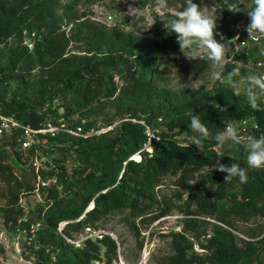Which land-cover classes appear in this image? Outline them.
I'll use <instances>...</instances> for the list:
<instances>
[{"label": "trees", "instance_id": "16d2710c", "mask_svg": "<svg viewBox=\"0 0 264 264\" xmlns=\"http://www.w3.org/2000/svg\"><path fill=\"white\" fill-rule=\"evenodd\" d=\"M226 1L233 5L237 0ZM79 2L0 0V114L32 130L57 127L62 121L68 129L79 127L85 135L89 123L82 119L109 101L116 91L129 100L145 96L146 105L127 106L120 114L127 120L109 139L105 134L76 137L59 131L36 136L50 146H36L42 153L56 146L59 152L72 153L76 163L69 176L55 160L51 161L55 168L39 170L38 174L30 172L33 178L54 181L50 188L39 186V190L46 191L49 205L45 209L37 206L23 213L18 198L34 188L14 176L13 170L26 171L18 163L20 152L14 149L15 143H9L14 149L11 154L0 148L2 225L15 232L40 222L28 248H35L33 253L44 263L93 264L103 260L109 264L115 259L116 245L108 236L87 238L76 248L64 238L113 212L141 211L153 202L152 187L166 174L179 172L187 178L208 168L192 186L176 182L183 192H175V198L184 197L182 206L187 218L182 223L183 232L171 236L167 264H264V167H248L247 140L221 146L214 139L225 125L244 121L250 122L247 137L264 136L263 96L258 108L253 109L243 94L235 96L232 89L217 87L212 93L190 94L185 108L171 106V97L158 88L163 81L160 67L166 64L165 57L172 47L130 32H105L92 24H80L67 35L63 27ZM72 39L82 44L84 54L66 56ZM256 40L252 62L264 65V38ZM190 64L194 75L210 69L204 59L191 60ZM32 70L36 75L31 76ZM193 115L199 116L211 135L199 137V147L193 142L180 145L177 137L193 140L198 136L188 127ZM71 116L77 119L65 122ZM141 119L145 126L157 119L163 123L164 130L152 136L156 140L147 138L144 126L138 123ZM12 136L19 139L18 133ZM147 142L152 145L150 153L142 149ZM34 147L26 151L31 154ZM134 155L138 160H133ZM218 161L245 168L248 182L242 184L238 178L225 182L227 174L215 169ZM197 218L213 221L204 242H199L194 233ZM239 223L253 226L243 232L248 240L236 234ZM187 232L192 241L186 237ZM194 245L203 251L202 255L193 251ZM55 249L58 252L52 255Z\"/></svg>", "mask_w": 264, "mask_h": 264}, {"label": "rangeland", "instance_id": "374dc122", "mask_svg": "<svg viewBox=\"0 0 264 264\" xmlns=\"http://www.w3.org/2000/svg\"><path fill=\"white\" fill-rule=\"evenodd\" d=\"M193 2L216 20L215 38L218 41L234 42L231 45L234 49H231L226 57L228 64L221 70L222 78L220 80L213 78L214 70L211 68L199 75H194L190 64L191 60L180 51L176 34L169 33L165 27V24L174 19L175 14L183 9L184 0H166V5L163 7L159 5L158 0H80L73 9L70 22L63 27V30L68 35L70 32H75L80 24H92L105 32L112 30L130 32L137 37L161 40L164 44H169L172 49L165 57L166 64L160 67L163 81L158 89L168 94L172 99L171 106L177 108H185L186 102L190 100L188 96L192 93H212L217 87L232 89V82L228 80V74L233 68H239V74L233 77V81L242 84H246L248 76H264V65L252 62L253 55L251 53H254L258 42L256 39L249 38L245 30L246 25L250 23L248 11L253 7L252 0H237L233 5H230L226 0H193ZM74 17L76 20L72 21ZM82 54H84L82 44L74 39L69 41L66 56ZM33 75H36L35 70L31 71V76ZM261 102L264 103V96L261 98ZM135 104H138V108L145 106L146 97H131L129 100L116 91L109 101L102 102L101 106L91 112L89 117L82 119V122L89 123L86 136L105 134L107 139L112 138L117 126L127 120L126 116H120V114L127 106L136 108ZM140 116L143 118V115ZM76 119L77 116H71L65 122H73ZM138 123L144 126L145 134L150 140H156L152 136L164 130L163 123L159 119L151 126H145L143 119ZM59 124L65 126L62 121ZM249 124V121H244L231 125L237 129L243 141H246ZM3 140L7 144H4ZM18 140L12 135H0V148L7 151V154H11L16 148L20 152L18 163L22 164L26 171L13 170L14 176L20 183H27L34 188L30 193L22 194L18 198V205L26 214L37 206L45 209L49 205L45 201L46 191L39 190V186L50 188L54 184L51 179L33 178L30 172L38 174L39 170H49L55 165L51 161L55 160L59 165H63L69 176L76 163L72 153L59 152L56 150V146L42 153L36 146L41 148L49 146L44 139L38 137L32 139L31 147H35L31 154L21 151ZM176 140L183 146L193 142L192 139L183 136L177 137ZM11 142L15 143L14 149L9 145ZM151 148V142H147L145 148L142 147L143 151L147 153H150ZM33 159L36 168L32 167ZM133 160H138V156L134 155ZM207 169L203 168L187 178L181 177L179 172L166 174L152 187L153 202L141 211L113 212L99 219L92 226L69 233L70 238L64 239L76 248L81 246V242L87 238L93 240L101 235H106L116 245L115 259L111 260L109 264H167V258L171 255V236L183 232L182 223L187 218L182 206L184 197L182 196L179 200L175 198V192L180 194L183 192L176 182L180 180L184 186H192ZM56 190L59 191V188ZM2 191L3 184L0 182V208L4 206V201L1 198ZM61 199L62 197H60ZM197 219H199L198 223L193 226L194 233L199 236V242H204L206 236L210 235V224L213 221L204 219V222L201 218ZM236 226L238 237L248 240L243 232L253 226L240 223ZM185 235L192 241L190 232ZM34 249L28 248V245L25 244L24 234L12 232L2 225L0 213V264H47L37 259L33 253ZM193 251L198 255L203 254L197 245L193 246ZM57 252L55 249L52 255ZM93 264L104 263L102 260Z\"/></svg>", "mask_w": 264, "mask_h": 264}, {"label": "clouds", "instance_id": "9594fccd", "mask_svg": "<svg viewBox=\"0 0 264 264\" xmlns=\"http://www.w3.org/2000/svg\"><path fill=\"white\" fill-rule=\"evenodd\" d=\"M161 7L166 5V0H158ZM253 7L248 11L250 23L246 25V32L249 38H264V0H252ZM169 33H175L180 51L189 60L196 61L204 59L209 62L213 69V78L220 80L222 78V69L228 64L226 58L229 51L234 49L231 45L233 41H218L215 33L216 20L201 10V7L193 0H184V7L175 14V18L168 24H165ZM223 40V37H221ZM220 69V70H217ZM239 74V68H233L228 74V80L233 89V95L243 94L247 102L253 109L258 108V100L264 96V76L251 75L247 77L246 84L233 81V77ZM220 107V110H224ZM188 127L192 132L198 134L193 137V144L200 146L199 137L208 138L211 133L208 127L201 121L199 116H191ZM218 145H224L226 142L235 144L243 143L242 137L236 128L231 124L225 125L222 131L214 136ZM247 165L250 168L264 167V136L247 137ZM217 171L226 173L225 182H230L233 178H238L240 183L248 182L247 170L240 167L237 163H231L230 166L217 163Z\"/></svg>", "mask_w": 264, "mask_h": 264}, {"label": "built area", "instance_id": "2783aa9c", "mask_svg": "<svg viewBox=\"0 0 264 264\" xmlns=\"http://www.w3.org/2000/svg\"><path fill=\"white\" fill-rule=\"evenodd\" d=\"M62 132L67 135H72L76 137H86L80 133V128L77 127L74 130L68 129L63 125H59L57 127L47 125L45 128L32 130L27 125H22L21 123L14 120L12 117L3 116L0 114V135H8L11 136L14 133H18L19 136V143L21 151H26L32 144V139L35 138L38 134L42 135L44 133H48L53 135L56 132ZM145 148V145L143 146ZM136 156V155H135ZM32 167L36 168L35 160L31 161ZM54 182V181H53ZM25 222V220H22ZM40 222L30 223L25 230L16 229L15 233L24 234V242L26 245H30L34 242L36 237V233L40 229ZM61 223L58 225L60 226Z\"/></svg>", "mask_w": 264, "mask_h": 264}]
</instances>
